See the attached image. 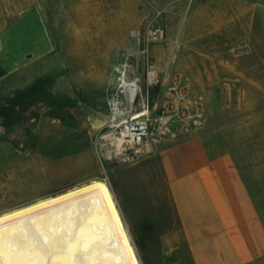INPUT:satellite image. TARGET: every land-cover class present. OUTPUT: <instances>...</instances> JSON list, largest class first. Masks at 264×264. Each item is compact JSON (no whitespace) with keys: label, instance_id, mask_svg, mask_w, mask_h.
<instances>
[{"label":"rangeland","instance_id":"374dc122","mask_svg":"<svg viewBox=\"0 0 264 264\" xmlns=\"http://www.w3.org/2000/svg\"><path fill=\"white\" fill-rule=\"evenodd\" d=\"M232 1L0 0V214L102 179L142 264H192L181 241L165 240L177 224L155 149L175 138L134 161L117 153L110 134L121 115L110 105L112 67L140 25L160 12L165 40L151 55L162 69L172 58L171 69L184 65L200 75L208 62L223 76L227 87L213 84L209 100L203 91L205 122L253 121L255 138L241 164L255 181V167H264V92H248L256 61L248 55L247 5L254 0H240L241 26L232 24ZM36 90L71 103L36 100L8 116L15 99Z\"/></svg>","mask_w":264,"mask_h":264},{"label":"crops","instance_id":"0c3cea01","mask_svg":"<svg viewBox=\"0 0 264 264\" xmlns=\"http://www.w3.org/2000/svg\"><path fill=\"white\" fill-rule=\"evenodd\" d=\"M232 2V24L241 26L240 0ZM247 13L248 55L256 61L248 70V92H264V1H249ZM203 58L210 60L208 54ZM170 61L164 70L174 67ZM182 67L191 73L192 84L203 89L206 100L213 84L228 86L208 62L200 75ZM254 138L249 118L219 126L207 120L202 129L164 140L155 149L177 224L165 240L176 246L181 241L192 264H264V167H255L252 183L241 164ZM254 187L260 190L261 201Z\"/></svg>","mask_w":264,"mask_h":264},{"label":"bare ground","instance_id":"6f19581e","mask_svg":"<svg viewBox=\"0 0 264 264\" xmlns=\"http://www.w3.org/2000/svg\"><path fill=\"white\" fill-rule=\"evenodd\" d=\"M0 264L142 263L111 189L92 179L2 212Z\"/></svg>","mask_w":264,"mask_h":264},{"label":"built area","instance_id":"2783aa9c","mask_svg":"<svg viewBox=\"0 0 264 264\" xmlns=\"http://www.w3.org/2000/svg\"><path fill=\"white\" fill-rule=\"evenodd\" d=\"M155 13L135 31L112 67L110 105L114 110L116 103L123 110L110 138L127 161L152 151L167 137L198 131L205 123L203 89L195 87L182 70L159 68L151 55V48L165 40L164 28L156 21L160 12Z\"/></svg>","mask_w":264,"mask_h":264},{"label":"trees","instance_id":"16d2710c","mask_svg":"<svg viewBox=\"0 0 264 264\" xmlns=\"http://www.w3.org/2000/svg\"><path fill=\"white\" fill-rule=\"evenodd\" d=\"M50 103L52 106L64 108L68 107L71 101H68L67 103L63 105H59L57 101L52 99V96L46 91V90H36V91H29L21 96H19L17 99H15V103L12 105L8 116L10 117H16L20 114H23V112L28 109L32 102H35L36 100H42Z\"/></svg>","mask_w":264,"mask_h":264},{"label":"water","instance_id":"95a60500","mask_svg":"<svg viewBox=\"0 0 264 264\" xmlns=\"http://www.w3.org/2000/svg\"><path fill=\"white\" fill-rule=\"evenodd\" d=\"M64 191H66V190H64ZM64 191H61V192H64ZM61 192H59V193H61ZM57 194V193H56ZM55 195V194H54Z\"/></svg>","mask_w":264,"mask_h":264}]
</instances>
